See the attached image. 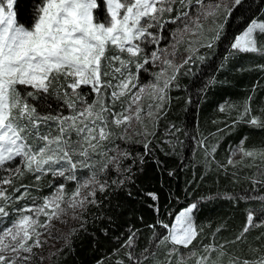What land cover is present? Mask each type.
Wrapping results in <instances>:
<instances>
[{"label":"snow or ice","instance_id":"obj_1","mask_svg":"<svg viewBox=\"0 0 264 264\" xmlns=\"http://www.w3.org/2000/svg\"><path fill=\"white\" fill-rule=\"evenodd\" d=\"M176 2L177 0H104L106 12L103 20H100L94 14L99 9L97 0H0V167L21 158L24 168L36 174V180L51 173L53 177L76 183L75 190L67 198L64 184H58L50 196L43 198L42 204L34 202L31 206L14 210L17 218L9 227L0 231V264H22L21 250L31 253L33 247L41 246L42 233L38 229L47 227L40 222L41 215L50 222L54 218L59 219L69 209L75 211L77 208L84 209L88 204L97 205L96 193H104L109 187L107 181L99 180V175L108 172L109 166L115 167L117 173L122 174L121 160L129 155L117 149L105 150L104 142L112 136L109 117L111 123L116 127H123L125 133L133 121L143 124V107L139 101L147 93L153 101L148 105L147 115L155 123V118L169 100L168 91L180 70L190 62H203L206 59L198 54L199 49L194 45L212 48L221 39L229 17L236 9L242 8L247 0H218L216 4L207 6L204 0H179L180 5L187 10L179 12L170 20L162 21L165 13L173 11L172 6ZM21 12L28 15L27 24L18 22ZM218 16L221 17L219 22L215 19ZM209 17L214 19L213 26L209 28L212 35L207 37L204 35L202 21ZM167 24H178L171 33L176 43L183 41L185 33L198 37L189 42L186 49L188 55L180 64H175L171 59H160L161 55H175V44L172 45L171 53L166 48L159 47L161 40L165 39L162 33ZM150 29H159L161 34H154ZM254 33L264 36V22L251 20L234 37L231 49L264 55V41L258 42ZM142 45L156 47L146 53ZM110 48L119 54L127 53L128 59H122L119 54L109 57L107 53ZM157 61L162 66L159 72L152 73L154 80L148 84H140V72L147 71L146 66ZM117 62L119 67L115 66ZM133 65L135 72L132 71ZM105 66L111 71H106ZM114 73L119 74V77L113 76L118 80L115 85L111 80L103 79ZM82 87H89L96 94L97 99L91 104L81 95ZM28 88L32 91H28ZM107 89H112V106L101 99ZM133 89L136 91L133 92ZM128 94V102L122 104L119 112L114 111L116 102ZM53 95L57 100L63 101L62 107L71 110L70 115H63L62 112H57L56 115L38 112V107H51L49 101ZM250 100L249 97L233 126L244 122L257 129H264V120L251 115ZM220 110H224L223 106ZM50 121L57 125V134L54 136L50 131H40ZM73 133L75 140L72 139ZM139 134L145 137L151 135L147 131ZM119 138L128 137L122 135ZM245 141L246 138L241 139L233 150V155L239 152L243 158H259L264 161V145L245 148ZM198 143L201 147L205 146L204 140ZM144 148L146 151L149 149L148 143H144ZM113 151L117 154L105 161L95 159L103 158ZM215 151L214 146L211 148L213 160ZM233 163L229 158L228 164ZM85 169L90 175L87 178L78 177V171ZM16 171L19 173V169ZM124 171L130 172V169ZM261 175L264 176V173ZM0 183L10 184L11 180L6 179ZM117 183L122 186L125 181H112V184ZM82 189H89L87 195L81 194ZM148 195L153 201H158L155 193ZM23 198L19 196L15 199ZM11 199L5 191L0 190V223L10 215L6 208ZM197 208L198 205L193 202L174 214V222H158V228L162 231L154 237L153 243L157 247L171 245L167 251V264H188L193 257L195 264H223V256L226 255L224 245L219 246V254L215 259L211 258V254L218 251L214 244L203 245V252L207 255H198L194 250H189L186 254L181 251L190 249L200 234L201 230H198L193 218ZM154 211L158 213L159 207L154 206ZM254 211L247 212V223L236 237L237 241L243 238L249 228L264 224V221L254 224V220L259 219V216H254ZM260 215H264V206L261 207ZM151 227L156 228L157 225ZM75 231L74 229L72 234ZM133 235L125 242L129 248L133 246ZM28 241L33 243L28 244ZM9 250L14 255L9 257L3 254ZM251 251L258 252L259 255L251 260L238 256L230 258L228 264H264V252L260 249ZM127 255L133 264H143L132 253ZM116 264H124V261H117ZM155 264L165 262L156 260Z\"/></svg>","mask_w":264,"mask_h":264},{"label":"trees","instance_id":"obj_2","mask_svg":"<svg viewBox=\"0 0 264 264\" xmlns=\"http://www.w3.org/2000/svg\"><path fill=\"white\" fill-rule=\"evenodd\" d=\"M179 6L177 0L173 11L165 13L162 21L176 16V12L181 11ZM101 11L99 5L94 14ZM257 17L264 20V0H247L242 8L236 9L229 17L221 39L212 48L194 45L199 49L198 54L206 59L203 62H190L180 70L168 91L169 100L155 118V123L153 118L147 117L143 124L137 123L136 133L130 136L122 132L123 127L114 126L109 117L112 136L104 145L117 142L119 151L129 154L121 160L122 174L109 166L108 172L99 175V180L107 181L109 187L104 193L97 192V205L88 204L80 209L76 219L68 222L67 229L55 230L54 236L62 240L44 252L41 264H116L120 260L124 264H133L127 253H132L143 264H155L156 260L167 264V251L171 245L157 247L153 243L154 237L162 231L158 228V222H174V214L193 202L198 205L193 218L201 231L190 249L181 250L185 254L194 250L198 255H207L203 252V245L214 244L218 251L213 252L211 258L215 259L219 254V246L224 245L226 255L223 256V264H228L230 258L237 256L254 259L259 253L252 252V249L264 252V224H260V221H264V215H260L261 207L264 206V176L261 175L264 173V161L259 158H231L232 149L239 145L242 138H246L245 148L264 145V129L244 122L233 126L249 97L251 115L264 120V67H261L264 66V55L237 52L230 47L234 37ZM28 19V15L21 12L18 22L27 24ZM213 19L209 17L202 21L207 37L212 35L209 28L213 26ZM215 19L219 22L221 17ZM176 25H165L162 35L167 37L165 33L168 26ZM152 30L161 34L159 29ZM197 38L193 35L183 36L175 52L179 54L183 51L188 55L186 49L189 42ZM109 51L116 53L111 48ZM120 55L128 59L127 53ZM105 70L111 71L107 66ZM159 71L154 68L147 75L154 79L152 73ZM113 76L118 77V73L103 79L114 82L116 79ZM87 88L82 87L81 95L93 102L97 96L90 88L87 91ZM27 90L32 91L30 88ZM20 91L23 95L24 91ZM110 93V89H107L101 99L112 106ZM126 99L128 95L121 97L114 111L119 112L122 104L127 103ZM49 103L50 108L44 105L37 110L42 114L56 115L59 111L71 114L70 109L62 107L63 101L57 100L54 95ZM152 103L150 97L145 95L140 105L143 110L149 111L148 105ZM221 106L223 111L220 110ZM40 131H50L54 136L57 134V125L50 121ZM145 131L151 135L145 137L139 134ZM122 135L128 138L120 139ZM72 139H76L74 133ZM200 140H204V147L199 145ZM29 142L32 143L31 140ZM144 143L149 145L147 151ZM214 146L216 151L213 160L211 148ZM229 158L234 161L232 165L228 164ZM95 159L100 160L99 157ZM124 169H130V172ZM77 175L87 178L90 173L85 169L78 171ZM9 179L11 183L4 186L5 193L12 197L6 208L10 213L5 217L6 223L13 216L12 208L19 207L26 197L42 203L57 184H64L66 196L71 195L76 188L75 182L53 177L51 173L36 180V174L28 172L23 164L19 173L15 172ZM119 180L125 183L122 186L119 183L112 184V181ZM149 193H155L158 201H153ZM19 196L24 198L15 200ZM154 206L159 207L158 213L154 211ZM249 210H255L253 214L259 219L254 220V224L260 226L249 228L243 238L237 241L236 237L247 223ZM153 225L157 227H151ZM74 229L75 234H72ZM132 234L133 246L129 248L125 242ZM230 241L235 243H228ZM145 249L149 251L145 252ZM188 264H195V257Z\"/></svg>","mask_w":264,"mask_h":264},{"label":"rangeland","instance_id":"obj_3","mask_svg":"<svg viewBox=\"0 0 264 264\" xmlns=\"http://www.w3.org/2000/svg\"><path fill=\"white\" fill-rule=\"evenodd\" d=\"M97 2H98V5H101L102 11L100 13L95 14V15L97 16L98 19L103 20L104 14L106 12L104 0H97ZM217 2H218V0H213V2H209V1L204 0L205 6H207L208 4H216ZM172 7L174 9V5ZM179 8H180L181 11L187 10V8H183L182 6H179ZM179 8H178V10H179ZM181 11H177L176 15L179 12H181ZM253 20H257L259 22H264V20L259 18V17L254 18ZM177 26H178V24L176 26H171V27L168 26L167 31L165 33V35L167 37H165V39L161 40V42L159 44L160 48H166L169 53H171L173 51L172 45L175 44L176 47H177V45L179 44V43H176V40L171 35V33L175 31ZM150 31H152L154 34H158V32H156L155 30L150 29ZM254 35L257 36L258 42L259 41H264V37L263 36H260V35H258L256 33H254ZM183 36H188L189 37V36H192V35L188 34V33H185ZM142 47H145V52L146 53H150L152 50L155 49L156 46L155 45H147V46L142 45ZM118 54L119 53L117 51H116L115 54H112L110 51L108 53L109 57H111L113 55H118ZM186 56H187V54L182 51L179 54L175 52L174 56L161 55L160 59L161 60H163V59H171V60H173L174 63H176L177 61L181 63ZM141 62H142V60H141ZM115 66L119 67V63L117 62ZM161 66L162 65H161L160 61H157L155 64L147 65L146 66L147 71H143L142 70V72L139 74V82H140V84H148L150 81H153L154 79L147 75L148 72L151 69H154V68L161 70ZM133 72H135V70ZM118 77H119V74H118ZM112 83L115 85L116 83H118V80L116 79ZM88 88H87V91L89 90ZM111 91H112V89H110V92ZM135 91H136V89H133V92H135ZM69 92H71V90H69ZM129 95L130 94H128V99H129ZM145 95H147V93H145L142 96V99L139 101L140 104L142 103V100H143ZM128 99H126L127 102H128ZM86 101H87V99H86ZM87 103L91 104L92 102L91 101H87ZM78 107H79V105H78ZM38 112H40V111H38ZM59 112H61V111H59ZM147 113H148V110H143V112L141 113L143 120H145L148 117ZM62 114L63 115H70V113H68L66 111L62 112ZM136 125H137V123L135 121H133L132 122V126L127 129V133H125L124 128L122 129V132L125 133V134H130V136L134 135L136 133V128H135ZM117 146H119V144L117 142H110V143L105 144L104 148H105V150L111 148V149H117L119 151ZM235 149H236V147L234 149H232V153H231L232 157L231 158L238 160V158L242 157V154L237 152L235 155H233V150H235ZM116 154L117 153L115 151L108 152L107 156H105L103 158L99 157V159L102 160V161H105L109 157H111L113 155H116ZM22 164H23L22 159L21 158H17L14 162L7 163L4 166L0 167V182H2L3 180H6V179L10 180L9 179L10 176L12 174H14L15 172H17L16 170L19 169ZM5 185L6 184L0 183V190L4 191V186ZM88 191H89V189H82L81 190V194L82 195H87ZM50 195H47V196H50ZM69 196H71V195L66 196V198L69 197ZM34 202H35V204L39 205V204L43 203V200H42V203H39V202H36V200H34L33 198H30L28 196V197L25 198V200H22V204L19 207H17V206L13 207L12 208L13 216L10 218V220L7 223L4 221L5 218H3V221L0 224V231H2L3 228H5V227H9L11 225V223L13 222V220H15L17 218V213H16V211H14L15 209H21V208H24L25 206H31V205H33ZM79 210H80V208H77L75 211L69 209L67 211V213L62 215L59 219H55L54 218L50 222L44 216L41 215L40 216V222L45 224V225H47L46 228L38 229V231H40L42 233V235L40 237L41 246L40 247H33V250H32L31 253H26V252H23V250H21L20 251V258H21L22 264H41L42 256L44 255V252H46L49 248L55 247L56 245L60 244V242L62 240L59 236H54L55 230H57L58 228L67 229L68 222L71 221V220H75L76 219V215H77V213H79ZM32 243H33L32 241H28V244H32ZM3 254L6 255V256H9V257L14 255V253H12L10 250L8 252L3 253ZM24 257H28V259H23Z\"/></svg>","mask_w":264,"mask_h":264},{"label":"crops","instance_id":"obj_4","mask_svg":"<svg viewBox=\"0 0 264 264\" xmlns=\"http://www.w3.org/2000/svg\"><path fill=\"white\" fill-rule=\"evenodd\" d=\"M179 213V212H178Z\"/></svg>","mask_w":264,"mask_h":264}]
</instances>
